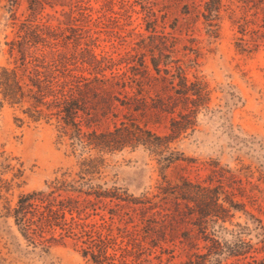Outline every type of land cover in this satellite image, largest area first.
<instances>
[{"label":"rangeland","instance_id":"rangeland-1","mask_svg":"<svg viewBox=\"0 0 264 264\" xmlns=\"http://www.w3.org/2000/svg\"><path fill=\"white\" fill-rule=\"evenodd\" d=\"M29 28L52 42L27 48L29 69L31 55L60 53L61 70L122 77L132 96L138 86L131 78L141 79L144 63L159 77L144 82L153 104L174 94L171 74L182 66L205 100L193 127L162 153L144 146L73 150L56 116L34 120L25 112L28 100L4 101L0 264H95L84 250L103 245L110 257L103 264H264V0H0V66L23 73L11 43ZM117 104L118 115L101 128L132 115L170 133V114L157 118ZM96 156L102 160L83 172L82 161ZM163 156L174 162L165 166ZM182 178L221 181L244 207L203 233L194 216L183 221L161 194L166 180Z\"/></svg>","mask_w":264,"mask_h":264},{"label":"trees","instance_id":"trees-1","mask_svg":"<svg viewBox=\"0 0 264 264\" xmlns=\"http://www.w3.org/2000/svg\"><path fill=\"white\" fill-rule=\"evenodd\" d=\"M39 43L52 45L47 36L33 28L27 29L21 39L11 43L12 49L17 48L21 55L23 73L20 74L17 67L0 66V106L4 101L14 105L28 100L30 105L25 112L34 120L56 116L61 132L71 139L70 145L73 150H95L100 153L144 146L153 152L162 153V150L169 148L170 141L193 127L194 114L204 103V88L200 83L189 84L182 66H176L177 72L171 74V80L167 76L161 78L165 82L170 80L169 84L172 85L170 89L174 90V94L168 92L164 96H159L158 101L153 104H150L143 94L144 82L158 81L159 77L151 74L144 63L141 64L143 69L137 72L141 74V79L131 78V82L138 86L137 93L132 96L125 91L129 84L122 77L95 75L91 78L77 76L69 69L61 70L63 61L60 53L54 59H48L45 55L43 58L31 55L34 64L33 68L29 69L25 63L27 48L37 46ZM152 65L156 74L160 75L161 69L155 57L152 58ZM164 71L166 75L170 73L168 69ZM175 78L179 79V88L174 85ZM191 94L195 97H191ZM117 102L144 115L151 111L152 116L157 118L162 113L170 114V133L160 135L146 123L141 124L132 115H125L113 128H101L103 120L111 115L115 117L118 115ZM178 107H181L179 111ZM162 158L163 162L166 161L165 166L174 162L172 156ZM100 160H102L100 156L85 158L82 161V171L90 172L94 163ZM166 182L167 185L160 187L164 199L174 205L175 212L183 221L194 216L195 224L200 226L203 233L214 224L220 225L221 221L231 218L235 211L244 207L242 202L236 200L234 195L225 189L221 181L216 185H204L187 178H182L175 184L167 180ZM205 235V239H211L219 244L213 237ZM106 250V245L99 246L98 252L87 249L84 250V256L90 255L95 264H103L110 258ZM186 264L204 263L189 260Z\"/></svg>","mask_w":264,"mask_h":264}]
</instances>
